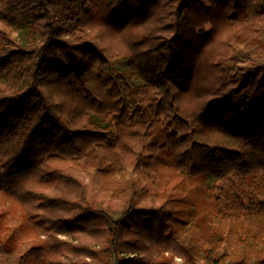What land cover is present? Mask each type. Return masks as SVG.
Returning <instances> with one entry per match:
<instances>
[{
    "label": "trees",
    "instance_id": "obj_1",
    "mask_svg": "<svg viewBox=\"0 0 264 264\" xmlns=\"http://www.w3.org/2000/svg\"><path fill=\"white\" fill-rule=\"evenodd\" d=\"M70 249L264 264V0H0V264Z\"/></svg>",
    "mask_w": 264,
    "mask_h": 264
},
{
    "label": "rangeland",
    "instance_id": "obj_2",
    "mask_svg": "<svg viewBox=\"0 0 264 264\" xmlns=\"http://www.w3.org/2000/svg\"><path fill=\"white\" fill-rule=\"evenodd\" d=\"M206 26H209V24H207ZM115 69L117 70H121V69H127V65L126 62H117L114 64ZM91 175L87 174L86 175V180L90 179ZM94 179L96 180H102V176L95 173L93 176ZM99 203L102 204V200H99ZM117 203H120V201H118ZM48 226V231L49 232H42V229L40 231V235L43 239L48 240V242L50 241V243H56L59 241V239H65L68 240L70 242L73 243H81V244H85L87 246H93V245H98V241H97V237L96 235H93L91 233H82V234H68V235H63L60 234L58 232L59 228H56L53 225H47ZM31 232H28V235H31ZM9 235V232H4L3 237H6ZM126 256H132V255H128L126 254ZM35 256H28L27 258V262H29L30 264H37L36 259L34 258ZM29 259H31V261H29ZM82 259H92L90 256L87 255V253L82 252L81 250L78 251H73L72 249L68 250V252L63 255L61 257V260L64 263H68V264H73L76 263L78 260H82ZM103 261L105 262L106 259L104 256H102ZM110 263L113 264L114 263V259L110 260ZM187 264L181 257H175L173 260L167 261L166 264Z\"/></svg>",
    "mask_w": 264,
    "mask_h": 264
}]
</instances>
